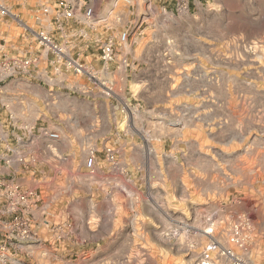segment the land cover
Here are the masks:
<instances>
[{"label":"rangeland","instance_id":"rangeland-1","mask_svg":"<svg viewBox=\"0 0 264 264\" xmlns=\"http://www.w3.org/2000/svg\"><path fill=\"white\" fill-rule=\"evenodd\" d=\"M1 1L13 13L0 16V39L7 44V54L42 52L28 25L51 31L68 54L80 58L81 53L83 63L96 57V47L70 48V23L62 32L35 19L43 4L56 0ZM220 1L226 16L206 14L198 24L190 16L173 15L167 28L155 24L142 33L143 25L121 43L120 34L136 25L142 0H92L94 14L103 13L107 24L115 26L103 37L116 43L118 57L129 56L136 43L153 40L151 51L160 62L167 44V73L158 65L157 73L146 76L152 91L129 82L127 70L111 72L100 62L96 68L102 84L86 76L77 79L97 86L105 97L79 96L78 91L70 97L8 95L12 110L22 114L28 108L27 118L42 113L48 121L51 108L63 118L89 112L91 120V108L98 110L113 124H65L57 132L78 158L92 143H108L119 152L122 169L133 180L115 173L113 182L129 192L118 189L96 197L101 216L97 228L86 220L76 225V233L87 240L93 254L63 256L52 240L43 239L48 233L43 225L0 224V264H199L212 241L232 249L243 264H264V54L249 47L264 38V0ZM208 36L213 47L204 48L207 58L196 59V47H202L200 41H208ZM44 67L42 63V72ZM199 86L205 93L193 97L192 90ZM2 134L0 203L18 206L15 213L20 215L16 188L37 182L23 172L20 129L10 125ZM86 201L82 194L75 209L86 214ZM131 222L137 227L136 238L127 227ZM150 222L167 230L178 226L179 232L149 237ZM211 264L234 262L216 252Z\"/></svg>","mask_w":264,"mask_h":264},{"label":"built area","instance_id":"built-area-1","mask_svg":"<svg viewBox=\"0 0 264 264\" xmlns=\"http://www.w3.org/2000/svg\"><path fill=\"white\" fill-rule=\"evenodd\" d=\"M123 1L132 3V0ZM169 4L172 5L171 9L175 15L189 16L197 5H206L214 9L215 0H142L143 9L138 14L135 27L120 34L119 41L127 42L130 35L132 33L135 35L147 20L167 17L170 13ZM12 14L9 6L0 0V16L6 17ZM35 19L45 24L49 22L47 26L56 25L62 32H65L67 24L73 21L85 23L90 27L105 21L103 13L102 15L100 12L94 14L92 0H56L55 3L49 1L42 5ZM26 29L34 33L38 48L42 49V52L31 56H11L7 54V44L0 39V55L6 56L5 59H0L2 71L0 80L8 76L31 75L34 69H38L39 66L41 68L42 63L47 62L52 75L71 72L75 76H86L91 82L96 80L98 84H102L98 68L68 54L52 36L51 31L28 25ZM140 33L141 30H139ZM96 42L100 50L102 69L110 70L111 64L118 59L116 43L112 39L102 38H98ZM249 47L264 54V38L253 40ZM124 62L127 63L125 60ZM46 70L41 73L43 74ZM40 78H43V75ZM60 125L35 123L25 128L20 127L23 130L20 131V162L23 164V172L26 176L34 178L37 183L20 185V190L16 188L15 191L20 193V215L15 213L18 206L0 203V224L43 225L48 231L43 239L52 240L60 254L88 256L95 250L87 248V240L79 238L76 225L86 220L87 224L93 223L97 228L100 225L101 216L97 212L96 197L99 198L102 194L110 196L118 189H123L125 192L130 190L113 182L115 173L122 172L124 176H128L129 181L133 179L130 178L129 172L122 169L119 152L108 143L103 145L92 143L85 149V155L78 158L76 152L65 147V139L57 132V127ZM0 137L3 140L1 132ZM82 194L88 202L86 214L75 209V203ZM9 214L12 216L8 217ZM82 215H86L87 218L85 219ZM173 221L179 224L178 220ZM127 227L130 234L136 238L137 227L134 223H129ZM146 231L149 237H152L154 233L167 237L168 232L172 236L178 234L179 227H171L167 230L161 225L156 226L150 222ZM216 252L231 257L234 264H243V260L236 252L230 248L221 247L216 241H212L204 248L199 264H211Z\"/></svg>","mask_w":264,"mask_h":264},{"label":"crops","instance_id":"crops-1","mask_svg":"<svg viewBox=\"0 0 264 264\" xmlns=\"http://www.w3.org/2000/svg\"><path fill=\"white\" fill-rule=\"evenodd\" d=\"M170 5V13L167 17H160L158 19H150L147 20V22L144 24V30L149 26H153L155 24L167 28L168 20L170 16H176L173 12L172 5ZM222 2L220 0H215L214 9L210 8H201L200 5L195 6L193 10L191 11V14L189 15L193 20L196 19V23L200 24V18L207 15L211 16H226L227 11L222 9ZM143 9V8H142ZM142 11V10H141ZM140 11V12H141ZM139 12V13H140ZM153 20V21H152ZM156 21L155 23H153ZM83 25L82 22L73 21L70 22V26L67 27L69 30H71V36L70 38H73V41L71 40L70 48L73 49L76 46H79V49L87 50L88 48H95L98 50L96 53V57H94L91 61L87 60L88 57L85 58V62L89 63L94 66L95 68L99 66L100 60V50L97 47L96 40L98 38L104 39V33L106 30H109L110 27H115L113 25H108L107 21L99 22L97 24H94L93 27L88 26L87 24ZM76 27V28H75ZM84 27V28H83ZM152 28V27H151ZM162 28V30H164ZM113 31V30H112ZM209 33H212L213 31L209 30ZM76 34L83 35L79 39V37H75ZM208 41H200V45L202 44V47H196L198 49L196 52V59H203L206 57V54L204 53V48L211 49L213 47L211 37L208 36ZM154 41L150 40L148 42H145L143 45L141 42L134 44V51H132L129 56H126V58H121L120 54L116 62L111 64V72H117L120 70H127L128 76H129V82H133L134 84L141 85V88L144 91H152L149 85H147V82L150 80L147 79L146 76H151L154 73L158 72V68L156 66L160 65L162 68L160 69V72H163V65L165 66V72L167 73V65H168V56L165 53V48L167 49V44H164V51H160V62H158L152 53V49L154 48ZM139 49V50H138ZM141 49V50H140ZM140 51V52H139ZM82 56V54L80 53ZM80 56V58H81ZM207 58V57H206ZM127 61V63L124 62ZM208 60H210L208 56ZM44 61V58H43ZM42 61V62H43ZM209 62V61H208ZM45 62L46 67L48 66V69L46 70V67L43 69V74L41 73L40 66L38 69H34V72L31 75H21L16 77H5L0 80V132L2 133L3 130L6 128L16 127L20 129V127H26L31 124L35 123H41V124H61L57 127V129L62 128L65 124H92V126L96 124H113L112 120L106 119V117L99 113L98 110L96 111L95 108H91V120L88 119L89 112H83L81 111L79 114H76L74 116L75 118L69 116L68 118L60 117V114L53 112V110L49 109V115L50 118L48 121L44 116H42V113H39V115H36L35 117L27 118L25 115V111H28V108H24V112L21 114L20 112H16L11 109V106L8 104L7 99L8 95H17L19 97H33V98H41L42 96H50V97H70L72 94L76 91H78L80 94L83 93L85 97L92 96L94 98L96 97H105L103 95L104 92L98 87L91 86L88 82L81 83L80 80L77 79L78 76H75L71 72H65L61 75H52L51 68L49 67V63ZM43 75V78H40V76ZM44 81H43V80ZM137 89V88H133ZM206 90L201 89V86L198 88H194L192 90L193 97H200L203 93H205ZM209 94H211V89L208 90ZM154 93V92H150ZM82 94V95H83ZM143 94V93H142ZM53 112V113H52ZM52 115H51V114ZM42 116V117H41ZM53 120H52V118ZM12 121H15V124H11ZM117 124V123H116ZM243 124V123H242ZM22 132L23 130L20 129ZM2 140V137H0V141ZM1 156V155H0ZM26 157V155H25Z\"/></svg>","mask_w":264,"mask_h":264}]
</instances>
